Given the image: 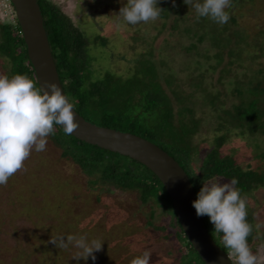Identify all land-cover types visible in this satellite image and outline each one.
Segmentation results:
<instances>
[{
    "label": "rangeland",
    "instance_id": "rangeland-1",
    "mask_svg": "<svg viewBox=\"0 0 264 264\" xmlns=\"http://www.w3.org/2000/svg\"><path fill=\"white\" fill-rule=\"evenodd\" d=\"M52 1L88 36L93 66L101 74H127L151 46L155 59H163L179 77L195 62L196 53L185 49L192 39L169 30L172 16L161 28L165 20L157 12L160 0ZM202 2L219 11L231 10L238 26L246 29L252 46L244 47L242 66L250 74L257 67L251 60L257 52L253 44L264 36V0ZM5 21L14 23L15 11L9 0H0V23ZM186 24L180 21V30ZM97 35L106 38V45L93 44ZM209 46V41L201 43L199 52ZM7 73L0 60V264H179L180 243L168 227V215L152 200L142 203L136 190L94 182L62 154L46 128L19 114L10 117L11 105H24L27 98L9 87ZM216 77L214 72L215 90L221 88ZM232 100L228 95L226 105ZM195 113L202 119L194 141L193 164L198 166L222 131L215 130L217 118L205 106L197 103ZM228 134L221 152L232 154L244 167L261 170L264 160L257 154L264 148V136L242 137L236 130ZM232 189L230 181L215 177L203 186L204 203L215 222L232 202L251 213L253 242H225L227 254L233 264H264V188L234 201Z\"/></svg>",
    "mask_w": 264,
    "mask_h": 264
},
{
    "label": "trees",
    "instance_id": "trees-1",
    "mask_svg": "<svg viewBox=\"0 0 264 264\" xmlns=\"http://www.w3.org/2000/svg\"><path fill=\"white\" fill-rule=\"evenodd\" d=\"M194 1L160 0L157 11L165 20L162 29L172 16L169 30L182 31L192 39L185 49L196 53L195 62L179 77L163 59H155L152 46L138 55L127 74L110 70L101 74L93 66L88 36L52 0H37L58 77L71 106L93 123L139 135L170 154L189 177L208 232L227 252L225 242H253L256 231L252 215L232 202L221 220L215 222L204 203L203 186L222 177L233 184V201L264 188V167H244L235 156L220 150L230 130L242 137L264 136V36H257L253 44L257 52L251 60L256 61L257 67L247 74L242 66L243 51L252 45L246 29L238 26L237 16L231 10L214 9L210 2ZM180 21L187 23L182 30ZM205 41H209L210 48L200 53L199 46ZM93 42L104 46L106 38L97 35ZM0 60L8 68L9 87L17 88L27 98L24 105H11L10 117L19 114V118L46 128L62 154L94 177V182L136 190L142 203L152 200L168 215V227L180 243L179 264H205L184 234L163 184L149 168L133 158L74 137L51 117L40 95L16 14L14 23H0ZM214 72L216 84L221 86L216 90L211 82ZM228 95L233 98L229 106ZM197 103L215 115L214 128L222 133L216 134L195 166L194 141L202 120L195 113ZM257 156L264 160V148Z\"/></svg>",
    "mask_w": 264,
    "mask_h": 264
},
{
    "label": "water",
    "instance_id": "water-1",
    "mask_svg": "<svg viewBox=\"0 0 264 264\" xmlns=\"http://www.w3.org/2000/svg\"><path fill=\"white\" fill-rule=\"evenodd\" d=\"M12 4L46 110L74 137L133 158L149 168L167 191L184 234L205 264H233L211 237L203 221L194 188L179 163L155 143L131 132L93 123L69 103L58 77L37 0Z\"/></svg>",
    "mask_w": 264,
    "mask_h": 264
}]
</instances>
